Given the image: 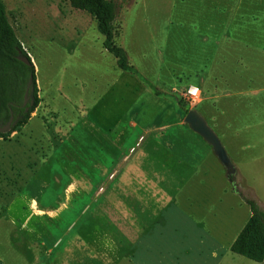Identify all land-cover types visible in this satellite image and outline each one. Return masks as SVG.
<instances>
[{"label": "rangeland", "instance_id": "rangeland-1", "mask_svg": "<svg viewBox=\"0 0 264 264\" xmlns=\"http://www.w3.org/2000/svg\"><path fill=\"white\" fill-rule=\"evenodd\" d=\"M1 1L34 66L39 102L24 125L0 137V260L37 264L46 255L52 264H116L132 252L134 264H264L228 245L248 206L237 193L236 205L242 200L246 208L235 209L227 196L218 204L220 223L209 222L216 226L218 247L181 208L182 213L167 208L162 226L168 196L190 172L179 155L180 138L196 134L179 117L178 125L160 131L158 141L127 120L131 104L158 97L116 67L94 19L67 0ZM113 1L115 42L129 62L190 108L202 101L200 88L194 101L184 95L202 63H245L249 75L264 81V51L255 49L264 48V0ZM232 34L235 46L229 51L224 41ZM215 70L222 75L224 64ZM129 77L136 84H121ZM260 128L259 123L244 133L253 145L248 155L236 146L243 138L231 149L217 132L244 176L235 174L236 185L256 201L264 200L256 164L264 152L257 147L264 142ZM201 162L211 175L212 201L229 181L213 154ZM202 215L197 211L194 217ZM146 234L151 236L145 241Z\"/></svg>", "mask_w": 264, "mask_h": 264}, {"label": "crops", "instance_id": "crops-1", "mask_svg": "<svg viewBox=\"0 0 264 264\" xmlns=\"http://www.w3.org/2000/svg\"><path fill=\"white\" fill-rule=\"evenodd\" d=\"M228 37L224 42L228 44L229 48H231L229 51H232L234 49L233 46H235V44L232 43L234 40L233 38L236 36L232 34V38ZM243 42L248 43V41L245 40ZM236 45L238 46V43H236ZM255 49L257 52L264 51V48L260 50L259 47H256ZM249 50L250 49L246 47V53L244 54L245 57H247ZM238 51L239 49L236 50V52ZM261 56L262 55H260V57ZM219 64H224L225 71L222 75H217L215 70ZM240 64L241 65L236 66V63H202L197 66V70L195 72L196 75H194L193 79L194 81L189 86H196L202 90V101L199 106H195L194 108L201 115L202 112L207 115L213 126L208 123L206 118L205 120L216 135L218 136L217 132H219L221 136L225 138L228 143V147L231 149L234 148L233 145L236 139L239 140L243 138L239 147L237 144L236 146L242 155H248L249 151L253 149V145H251V142L247 140L251 138V136L249 134H246L245 136L244 133H247L249 129L256 127V125L258 126L259 123L261 124L259 134L264 133V87H254L256 83H263L264 81L249 75L250 72L245 69V63ZM121 84L127 86L136 83L133 79H131V77H129ZM220 85H224V87H221ZM133 86L136 87L134 90H139L141 88L138 85ZM142 94L144 95L145 93L142 91ZM137 95L139 94L137 93ZM143 95H139V97L142 98L144 97ZM144 98L145 101L139 100V102H135L136 105L131 104L129 113L127 114V120H129L131 124L139 126L145 132L155 133L159 141L161 139L160 137L164 136L160 134V131H165L174 125H178L177 119L181 116L175 111L174 104L171 101L167 102L165 101L166 99L163 98H158V100L154 98ZM116 101L119 103L118 99ZM220 101L224 102L220 103ZM207 105L211 108L209 109L210 113L208 112V114L206 110ZM261 130L262 132H260ZM195 136L196 138H180L183 142L178 145L179 155L181 156L182 161L189 165L190 172L181 180V182L174 188L173 192L168 196L166 203L164 204V210L160 215V220L162 221V226L163 224L165 225L168 220V217H166L168 209H172L176 213H182L181 210H179V208H181L188 212L200 224V226L205 228V237H209L217 246L216 243L220 242V238L215 231H212V229H215V227L220 223L218 222V204L222 203L228 196L230 200H234L235 209L246 207H242L245 204L242 200H239L236 205L237 200L234 199V197L237 196V194L235 193V195L234 192H232L233 188L230 183L229 187L226 185V187L222 188L220 194H214L212 201H210L209 187H212V185L209 182L211 175L206 171L204 164H202L201 161L208 155L213 154V152L211 147L199 135L196 134ZM262 137L264 138V135ZM167 146L170 147L169 145ZM259 146L262 150H264V142L260 143V145L259 142H257V147ZM223 147L232 163V166L236 170V177L240 178L241 176L244 178V176L238 171L234 159L230 155L231 153L229 154L226 147ZM172 152L175 153V151ZM257 156H260V158L256 159V164L258 166V179H260L258 188L261 190L264 189V166L261 164V160L264 158V152H258ZM201 190H204L205 193H201ZM182 198L185 200H182ZM257 201L260 208L264 211V200H259L258 197ZM230 207V212H232L233 207L231 205V201ZM247 208L244 209V211L246 210V216L243 222H241L240 226H238L228 242L229 246H231L232 242L235 240L250 216L249 206H247ZM197 211L203 212V215L199 218L194 217V214H196ZM211 221L214 223L216 222L215 227L212 226L213 223L211 225L209 224ZM150 236V234H146L144 236L145 241ZM133 255L134 254L132 252L126 253L124 258H120L116 264L120 263L122 260L128 262V264H134L132 262ZM0 264H4V262L0 260ZM37 264L52 263L50 262L49 257L45 255L39 258Z\"/></svg>", "mask_w": 264, "mask_h": 264}, {"label": "trees", "instance_id": "trees-1", "mask_svg": "<svg viewBox=\"0 0 264 264\" xmlns=\"http://www.w3.org/2000/svg\"><path fill=\"white\" fill-rule=\"evenodd\" d=\"M67 1L72 8L88 13L94 19L97 31L103 36L102 47L114 57L118 69L136 76L138 81L144 84L153 96L171 101L175 111L184 117L190 109L187 103L173 93L161 90L146 79L129 62L124 48L115 42L113 22L117 16V7L113 0ZM19 56L27 57V53L16 37L5 14V6L0 0V127L4 125V121L9 117V112L12 111L13 120L9 128L10 131L24 125L39 102L34 66L32 64L26 65L18 59ZM30 76H32V82L28 96L32 102L27 106V109L24 107L18 109L16 105L22 102ZM4 114H6L5 117ZM1 136L2 132H0ZM232 190L239 194L249 206L250 216L232 242L230 250L250 260L262 262L264 260V211L255 199L249 197L238 186ZM13 243L18 245L17 240H13Z\"/></svg>", "mask_w": 264, "mask_h": 264}, {"label": "water", "instance_id": "water-1", "mask_svg": "<svg viewBox=\"0 0 264 264\" xmlns=\"http://www.w3.org/2000/svg\"><path fill=\"white\" fill-rule=\"evenodd\" d=\"M18 59L26 65L31 64L29 55L19 56ZM32 76L29 77L25 87L23 102H26L28 91L31 89ZM183 122L189 127L191 131L199 135L212 149L213 154L224 167L225 175L232 188L236 187L235 174L236 170L216 133L209 126L205 118L195 109L190 108L183 117ZM11 126V117L7 124L0 127V132L9 130Z\"/></svg>", "mask_w": 264, "mask_h": 264}, {"label": "built area", "instance_id": "built-area-1", "mask_svg": "<svg viewBox=\"0 0 264 264\" xmlns=\"http://www.w3.org/2000/svg\"><path fill=\"white\" fill-rule=\"evenodd\" d=\"M199 92H200V90H199L198 87H196V86H188L185 89L184 95H185V97L187 99H190L191 101H194L196 99V97H198Z\"/></svg>", "mask_w": 264, "mask_h": 264}, {"label": "flooded vegetation", "instance_id": "flooded-vegetation-1", "mask_svg": "<svg viewBox=\"0 0 264 264\" xmlns=\"http://www.w3.org/2000/svg\"><path fill=\"white\" fill-rule=\"evenodd\" d=\"M23 101H24V100H23V98H22V102H21L20 104H17V105H16L18 109H20L21 107H24L25 109H27V106L32 102V101L30 100L28 94H27L26 102L24 103ZM5 116H6V114H4V117H5ZM10 117H11V123H12V120H13V112H12V111L9 112V117L7 118L6 121H4V125L8 123Z\"/></svg>", "mask_w": 264, "mask_h": 264}]
</instances>
